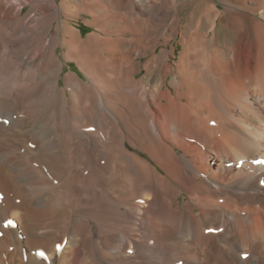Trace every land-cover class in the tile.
I'll use <instances>...</instances> for the list:
<instances>
[{
	"label": "bare ground",
	"instance_id": "1",
	"mask_svg": "<svg viewBox=\"0 0 264 264\" xmlns=\"http://www.w3.org/2000/svg\"><path fill=\"white\" fill-rule=\"evenodd\" d=\"M1 46L0 264H264V0H0ZM36 100L109 135L70 198Z\"/></svg>",
	"mask_w": 264,
	"mask_h": 264
},
{
	"label": "rangeland",
	"instance_id": "2",
	"mask_svg": "<svg viewBox=\"0 0 264 264\" xmlns=\"http://www.w3.org/2000/svg\"><path fill=\"white\" fill-rule=\"evenodd\" d=\"M29 8H30V6L29 5H26L24 8H23V14H26L28 11H29ZM70 23L72 24V25H74V26H76L78 29H80V32H81V35L84 37V38H86L88 35H90L92 32H94V29L92 28V27H90V26H88L87 24H86V22H85V20L84 19H80L79 21H74V20H72V21H70ZM191 25H192V22H191ZM206 28V27H205ZM4 29H5V31L6 32H8L9 31V28H8V26L5 28L4 27ZM225 35H226V30H224L223 29V31H221V33H220V39H219V41L221 40H223L224 39V37H225ZM14 40V37H11V40ZM3 47V48H2ZM1 49H0V52L2 51H4V49L6 48L5 46H1L0 47ZM3 49V50H2ZM1 52V53H2ZM56 53L58 54V56H60V59H61V61L64 63V68H63V71H62V77H64L67 73H75V74H78L79 76H81L82 78H84L83 77V74L81 73V71L79 70V68H78V66L76 65V63H74V62H68V63H65L64 62V59H63V49L59 46V47H57V49H56ZM2 60V55L0 54V85L2 86V87H8V85H13L14 84V82H15V74L13 73V75H12V72H9V70H8V67H7V65H8V63H2V62H6L5 60L4 61H1ZM2 63V64H1ZM5 64V65H4ZM2 65H4L3 67H1ZM6 68V70H5V68ZM5 70V71H4ZM8 71V72H7ZM9 73H11L10 75L12 76L11 77V79H10V77H8L7 75L9 74ZM3 74V75H2ZM9 75V76H10ZM2 79V80H1ZM10 79V80H12V81H8V80ZM2 81H3V83H2ZM5 81H7V83H5ZM11 82H13V83H11ZM59 82H60V85L61 86H63V79L62 78H60V80H59ZM4 85V86H3ZM0 86V87H1ZM37 100H39V98H37ZM36 100V106H38V107H36L35 106V108H38V110L36 109L35 110V108L33 109L35 112L34 113H32V112H30V114H28V117L26 116L25 117V119L26 120H32L31 118L33 117V120H32V122H36V123H44V125L45 126H47L46 127V130H45V126L43 125L41 128H39L40 130H37V131H39V132H37V135L38 136H40V137H47L48 136V141H49V139H50V141H49V143H51L52 142V144H54V146L53 147H51L50 145H49V152L47 151V154L53 159H51L52 160V166H54V167H52L51 165L49 166L48 165V170H50V173L52 174V176L50 177V181L52 182V183H58L59 181V183H63V185L66 187V189H65V192H66V194H67V197H71V187H72V181H71V179L69 178V175L68 174H66V172H68V167H69V165H68V163L67 162H63V161H61L60 159L61 158H68V157H73V158H75V157H80V156H85V155H90V156H92V154H93V156L95 157V159H96V164H97V166H100V162H101V160H100V152H102V150L103 151H105V152H107V151H109L108 149V144L109 143H107V142H110L109 140H110V138H109V135H102L104 132H105V129L103 130V127L101 126V128H100V125H99V120L101 119L102 120V118H101V116H99L100 115V113H99V111H97L98 110V107H96L97 106V101H96V105H94V106H91L88 110H89V113H90V115L94 118L92 121H89L88 119H86V117H82V122L83 123H89V124H87V125H89L88 127H85V129L84 128H82V126L80 125L82 122H80V120L79 119H76V118H74V116H72V114H71V112L69 111L67 114L66 113H63V111L62 110H57V109H53L52 107H48V106H44V105H42V104H40V101H37ZM40 104V105H38V104ZM41 105H42V107H41ZM48 108V109H47ZM44 109H45V113L48 115V116H45L46 114L44 113ZM97 109V110H96ZM40 110V111H39ZM49 110H50V113H49ZM37 111H39L38 113H37ZM52 111V112H51ZM53 111H54V113H53ZM93 111V112H92ZM37 115H36V114ZM43 114V115H42ZM62 114H63V116H62ZM14 115V116H13ZM17 115H18V112H16V114L14 113V114H12L11 115V117L10 116H3L2 117V122L5 124V125H10V123H11V121H14V119L16 120L18 117H17ZM33 115V116H32ZM34 115H36V117H34ZM65 115V116H64ZM40 116V117H39ZM97 116V117H96ZM39 117V118H38ZM44 117V118H43ZM48 117V118H47ZM57 117V118H56ZM65 117H66V119H65ZM6 120H5V119ZM8 118V119H7ZM11 118V119H10ZM41 118V119H40ZM47 118V119H46ZM64 118V119H63ZM40 119V120H39ZM60 121L61 119V122H59L58 120ZM74 119V120H73ZM86 121H85V120ZM4 120V121H3ZM35 120V121H34ZM41 120H42V122H41ZM45 120V121H44ZM49 120V122H47V121ZM53 120V121H52ZM72 120V121H71ZM94 120H95V122H94ZM52 121V122H51ZM78 121L80 122L79 124H78ZM47 122V123H46ZM90 123H91V125H90ZM78 124V125H77ZM54 127H53V126ZM56 125V126H55ZM71 125V126H70ZM59 126V127H58ZM62 126V127H61ZM78 126V127H77ZM74 127V128H73ZM63 128V129H62ZM76 128H77V130H76ZM82 128V129H81ZM94 130H93V129ZM53 129V130H52ZM68 129V130H67ZM54 130H56V131H54ZM59 130V131H58ZM66 130V131H65ZM102 130V131H101ZM44 131V132H43ZM46 131V132H45ZM71 131V133H68V132H70ZM74 131V132H73ZM82 131H84V132H82ZM90 132V134L88 133V132ZM92 131H95V134H93L94 132H92ZM62 132H64L63 134H62ZM76 132V133H75ZM60 135H59V134ZM13 133H10V135H8V137H9V139L11 140H13V141H15L17 138H16V134H13ZM54 135V137H53V135ZM64 134H66V136H64ZM74 134H76V135H73ZM57 135H59V136H57ZM90 135V136H89ZM92 135H93V137H92ZM103 137L104 136V138H102L101 136ZM68 136V137H67ZM80 136V137H79ZM85 138H84V137ZM11 137H13V138H11ZM55 137H57V139L55 138ZM62 137V138H61ZM70 137V138H69ZM75 137V138H74ZM16 138V139H15ZM69 138V139H68ZM74 138V139H73ZM80 138V139H79ZM54 139H55V141H54ZM11 140V141H12ZM82 140V141H81ZM88 140V141H87ZM12 141V142H13ZM66 141V142H65ZM92 141V142H91ZM57 142V143H56ZM79 142V143H78ZM67 143V144H66ZM75 143V144H74ZM87 143V144H86ZM89 143V144H88ZM93 143H94V145H93ZM60 144V145H59ZM73 144H74V146H73ZM87 145V146H86ZM96 145V146H95ZM56 146V147H55ZM59 146V147H58ZM61 146V147H60ZM51 147V148H50ZM66 147V148H65ZM92 147V148H91ZM98 149H97V148ZM58 150H57V149ZM80 149V151H79V149ZM88 148V149H87ZM108 148V149H107ZM54 149V150H53ZM60 149V150H59ZM76 151L75 153H74V151ZM101 150V151H100ZM50 151H52V152H50ZM63 151V152H62ZM78 152V153H77ZM88 153V154H87ZM61 154H62V156H61ZM64 154V155H63ZM75 154V155H74ZM54 155L56 156V157H54ZM88 155V156H89ZM54 157V158H53ZM57 160H56V159ZM57 161V162H56ZM61 162V163H60ZM64 163V164H63ZM59 167H58V166ZM37 167H41V168H43V169H41V171H44L45 172V170H46V167L44 168L43 166H41V165H36ZM57 169H56V168ZM66 167V168H65ZM59 168H61L62 170H60L59 171ZM63 172L65 173V177L63 176L64 174H63ZM63 174V175H62ZM47 176V175H46ZM63 176V177H62ZM48 177V176H47ZM69 179H68V178ZM69 180V181H68ZM68 181V182H67ZM81 186H83L82 184H81ZM76 196H75V195ZM73 196L75 197V199H76V201H77V199L79 200V197H80V194L78 195V193H75V192H73ZM77 197V198H76ZM184 201V197H181V202H183ZM77 210H78V212L81 214V216L83 217V218H86L87 219V221L88 220H90V221H88L89 223H91V224H95V228H97V206H95V208L94 209H92L91 210V212L88 210V209H86L85 207V210H84V208L81 206V204H78L77 203ZM80 207V208H79ZM82 207V208H81ZM80 209V210H79ZM83 210H84V212H83ZM94 210V211H93ZM93 212V213H92ZM96 212V213H95ZM86 213H90V214H86ZM94 214V215H93ZM87 216H89V217H87ZM92 216V217H91ZM91 217V218H90ZM92 219H95L94 220V222H93V220ZM14 222V221H13ZM16 223V222H15Z\"/></svg>",
	"mask_w": 264,
	"mask_h": 264
}]
</instances>
